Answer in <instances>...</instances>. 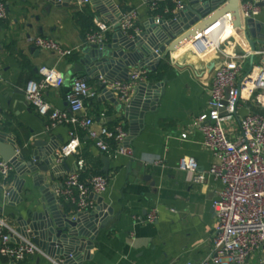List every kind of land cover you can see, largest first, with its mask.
<instances>
[{"label":"crops","instance_id":"obj_1","mask_svg":"<svg viewBox=\"0 0 264 264\" xmlns=\"http://www.w3.org/2000/svg\"><path fill=\"white\" fill-rule=\"evenodd\" d=\"M181 1L184 6L188 3V0ZM5 2L8 16L0 21V129L14 137L18 147L35 139H43L53 140L60 148L69 140L72 126L59 125L47 130V119L40 116L28 102L25 88L30 79L39 78L38 69L41 66L56 68L63 81L58 87L47 88L44 91L45 99L53 108L74 115L65 100V93L74 76L86 77L84 73L71 72L86 46L76 14L84 11L91 15L92 23L96 25L104 21V16L96 8L103 6L104 0H96L95 3L90 0L82 9L76 0L67 1L66 6L53 5L49 9H46V0ZM111 2L115 9L109 13L111 18H115L118 12L123 14L136 9L137 26L141 32L147 31L149 20L155 18L144 0ZM169 18L164 15L162 19ZM240 22L242 28L235 30L233 27L232 31L226 32L216 51L200 55L190 47L191 42H186L163 57L161 61L169 64L164 77L145 82H161L163 89L154 91L157 95L147 102L143 119L138 116L125 117L122 110H117L109 92L99 85V73L90 79L92 85L100 88L96 98L85 100L84 111L94 118V129L120 124L127 133L126 142L132 147L133 155L103 153L94 146L83 129L75 128L80 142L77 153L57 162L65 166H60L49 183L59 187L69 173L79 169V162L82 161L83 166L90 165L107 177L106 190L101 195L91 197L96 208H108L112 213L99 230L89 251L90 256L83 255L68 264H185L189 261L197 264L208 256L216 226L212 200L222 183L206 173L205 181L195 184L191 182L188 172L178 168V161L181 156L192 157L200 172H205L216 162L211 152L203 147L202 134L193 125L196 116L208 108L215 66L232 51L241 56L237 61L243 67L242 73L255 65H264L262 50L258 45L253 49L245 35L246 30L253 39L257 25L264 22V8L261 7L259 14L252 19V32L246 28V21L240 18ZM108 23L111 24V20ZM114 34L116 32L112 27L107 33L108 43L112 42ZM151 34L147 32V35ZM37 36L53 38L64 47L76 49V52L58 59L55 53L34 46L33 39ZM141 66L137 63L130 67L128 76L134 68ZM119 76V70L113 73V77ZM134 95L135 91L131 97ZM243 97L237 117L223 123L231 138L238 134L239 119L247 110H257L253 97ZM139 110L140 107H137L133 112ZM182 133H186L185 138L181 137ZM102 155L109 157L107 175L101 172L104 166ZM156 161L159 163L155 164ZM23 177L26 179L24 190L30 189L31 195L25 198L21 194L24 197L22 203L13 206L0 191V215L13 228L17 226L18 214L27 218V211L40 208L36 203L41 194L33 186L29 175ZM58 206L73 214L77 212L63 200ZM151 210L156 213L154 221L147 220ZM52 259L57 257L46 253L13 264H51ZM262 260L264 252L259 251L243 264H261Z\"/></svg>","mask_w":264,"mask_h":264},{"label":"built area","instance_id":"obj_2","mask_svg":"<svg viewBox=\"0 0 264 264\" xmlns=\"http://www.w3.org/2000/svg\"><path fill=\"white\" fill-rule=\"evenodd\" d=\"M147 8L159 22L168 13H175L183 7L181 0H144ZM80 9L90 0H76ZM264 0H238V12L242 21L256 17ZM170 4L173 5L170 8ZM159 10V12H157ZM156 12V13H155ZM8 16L5 0H0V21ZM136 9H130L117 20L120 31L129 38L141 33L137 26ZM113 23L99 21L95 28L84 36L85 45L102 46L107 43V33ZM233 30L230 13L220 17L203 32L192 37L190 47L200 55L216 51L222 44L226 32ZM34 46L55 53L58 59L69 57L76 52L74 48L62 46L50 37L37 36ZM264 54V49H261ZM214 68L208 108L194 119L193 125L202 134V145L216 160L205 172H200L194 158L181 156L178 168L190 175L191 182L201 184L206 173L213 175L222 183L221 189L212 200L216 226L212 236V248L206 258L197 264H243L250 256L264 252V65H255L242 73L243 67L237 61L241 58L234 51L227 53ZM149 67L134 68L127 79L108 81L98 78L101 89L115 94L117 100L126 103L130 100L137 85L148 80ZM39 78L30 79L25 88V96L35 111L47 119L46 129L70 124V138L54 155L56 162L77 153L79 139L75 128L85 131L95 147L106 154L132 156L133 149L126 142L124 128L101 126L94 129V118L85 110V100L98 96L100 88L90 84L84 77L72 78L65 100L74 115L65 110L53 108L45 99L44 91L61 85L63 78L54 67L41 66ZM247 96L257 102V110L248 109L239 119V132L231 138L224 128L225 121L237 117L241 100ZM83 112L82 115H79ZM182 138L186 133L181 134ZM159 163V161H156ZM69 173L63 183L54 191L56 198L70 203L77 212H91L96 209L93 195H101L107 188L108 179L102 174L89 176L86 181L80 179L79 172ZM15 173L14 166L0 158V179L7 183L10 174ZM156 213L151 210L148 221H154ZM46 254L31 239L16 232L7 219L0 215V257L8 263H18L29 257ZM51 264H64V259H52ZM185 264H194L186 262ZM264 264V260L261 261Z\"/></svg>","mask_w":264,"mask_h":264},{"label":"water","instance_id":"obj_3","mask_svg":"<svg viewBox=\"0 0 264 264\" xmlns=\"http://www.w3.org/2000/svg\"><path fill=\"white\" fill-rule=\"evenodd\" d=\"M46 1L48 2L46 9H49L53 5L66 6L67 1L70 0ZM92 2L95 3L96 0ZM258 5L264 8V3ZM96 8L100 15L104 16V21L111 20L116 34L112 42L102 46L86 45L78 62L73 64L71 72L84 73L88 79L99 73L98 78L103 76L110 82L125 80L128 78L130 67L137 63L142 66L147 65L154 70L163 57H167L171 51L180 48L227 13L231 15L234 29L242 28L238 0H188V3L185 6L183 4V7L173 13L169 19L156 22L155 18H151L146 25L147 31L141 32L135 38H129L120 31L117 22V18L121 16L119 12L115 18L109 16V13L115 10L111 0H104L103 6ZM251 23L252 19H248L246 28L252 32ZM147 32L152 34L149 36ZM256 32L252 35L253 39L246 30L245 35L253 49L256 45L264 49V22L257 25ZM117 70L120 76L115 78L113 73ZM159 88L163 89L161 82H141L135 89V95L125 104L119 102L115 94L108 92L117 110H122L125 117L138 116L143 119L147 102L157 95L154 91ZM137 107H140V110L134 113ZM58 148L53 140L43 139H35L18 147L15 138L0 129V158L11 163L15 169L10 182L4 183L0 180V191L10 204L18 205L23 202L24 197L31 195L30 189L24 190L26 179L23 175L30 176L33 186L41 194L36 203L40 208L27 211V218L18 214L15 230L21 236L31 239L51 256L63 257L64 264H68L83 255L90 256L89 251L93 248L96 236L107 222L112 210L97 206L91 212L73 214L58 206L60 199L56 198L54 193L58 186L55 187L49 183V180L55 178L60 166L64 165L56 162L54 153ZM101 160L104 163L101 172L107 175L109 157L102 155ZM0 264L13 263L5 262L0 257Z\"/></svg>","mask_w":264,"mask_h":264},{"label":"trees","instance_id":"obj_4","mask_svg":"<svg viewBox=\"0 0 264 264\" xmlns=\"http://www.w3.org/2000/svg\"><path fill=\"white\" fill-rule=\"evenodd\" d=\"M169 6L170 8L173 7L172 4H170ZM157 12H159V10ZM166 16L172 17V14L168 13L166 14ZM76 18L82 29L83 35H85L90 29L95 28V25L92 23L91 15L86 14L84 11L80 10L79 12H77ZM168 67H169V64L160 60L154 70L152 69L149 70L148 79L149 80L162 79ZM85 80L91 84L90 79H87L85 77ZM95 174H101V173L100 171H98V169H94L90 165H85L84 168L79 172L80 179L83 181H86V179L89 176L95 175ZM13 176H14V173L10 174V176L7 179V182H10L13 179Z\"/></svg>","mask_w":264,"mask_h":264}]
</instances>
